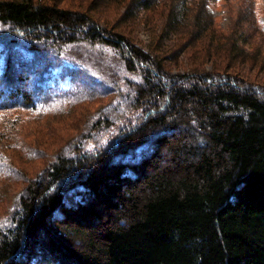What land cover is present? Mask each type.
I'll return each mask as SVG.
<instances>
[{"label": "trees", "instance_id": "trees-1", "mask_svg": "<svg viewBox=\"0 0 264 264\" xmlns=\"http://www.w3.org/2000/svg\"><path fill=\"white\" fill-rule=\"evenodd\" d=\"M100 1L132 21L159 14L172 46L143 49L92 3L0 0V118L15 114L7 129L22 112L109 99L108 113L93 114L18 194L0 225V264H264V84L168 64L263 56L216 33L207 5L217 0ZM186 39L203 47L186 49ZM82 50L119 57L98 71V89H86L95 74ZM6 135L0 128L8 148ZM0 174H20L2 151Z\"/></svg>", "mask_w": 264, "mask_h": 264}, {"label": "rangeland", "instance_id": "rangeland-1", "mask_svg": "<svg viewBox=\"0 0 264 264\" xmlns=\"http://www.w3.org/2000/svg\"><path fill=\"white\" fill-rule=\"evenodd\" d=\"M63 2L69 4L92 3L98 15L110 20L109 27L121 32L125 31L123 33L143 49H149V46L168 48L173 44L174 35L167 29L161 31L159 28V24H161L159 14L153 16V21L143 19L142 22H139L126 18L123 9L118 14L105 10L106 6L100 0H63ZM207 6L220 27L216 33L224 34L227 40H240V46L247 55L254 57L256 56L255 52H258L259 56H263V64L254 63L251 57H248L250 59H246L245 62L241 58L237 60L232 58L227 60L223 58L216 60L192 58L187 63L172 59L168 61V64L173 72H230L232 70L237 75H243L248 82L264 84V0H217L210 2ZM143 13H139L140 16ZM192 42L190 43L186 39L183 44L186 49L200 50V47H203V43L198 42L196 44L193 42L195 44L193 45ZM219 45L227 47L229 43L223 45L219 42ZM95 49L98 50V48ZM179 49L177 47L173 52L177 53ZM98 54L99 56L102 55L104 59L102 63L104 64L98 61L100 60L99 56L94 57L90 52L85 53V50L79 52L83 61L90 62L92 73L97 77L93 75L94 80L90 82V86H86L87 90L93 86L98 89V71L106 72L104 70L113 68V62L119 58L110 53L100 54L98 51ZM21 87L31 89L33 85L27 83L22 84ZM108 101L107 97H100L75 105L65 114L33 116L22 112L20 114L21 120L18 121L17 125L15 124L8 129L7 126H10L8 120H12L15 114H8L0 118L1 131L8 134L3 143L10 144L6 148L0 143V151L6 154L20 171L16 177H6L0 174V225L5 222V217L12 212L13 205L17 203L18 194L24 193L29 181L37 178L41 172L46 170L55 156L64 152V145L76 137L88 122L94 120L92 115L97 112L108 113L107 109H102V106ZM35 150L39 154L33 156ZM138 155L139 152L135 157ZM75 198L74 196H67L65 200L69 204H74Z\"/></svg>", "mask_w": 264, "mask_h": 264}]
</instances>
